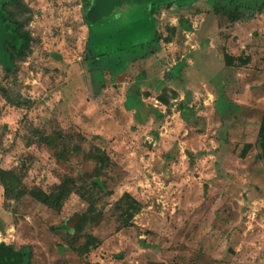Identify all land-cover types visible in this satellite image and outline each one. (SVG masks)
<instances>
[{
    "label": "rangeland",
    "instance_id": "1",
    "mask_svg": "<svg viewBox=\"0 0 264 264\" xmlns=\"http://www.w3.org/2000/svg\"><path fill=\"white\" fill-rule=\"evenodd\" d=\"M146 3L0 0V264H264V0Z\"/></svg>",
    "mask_w": 264,
    "mask_h": 264
},
{
    "label": "trees",
    "instance_id": "2",
    "mask_svg": "<svg viewBox=\"0 0 264 264\" xmlns=\"http://www.w3.org/2000/svg\"><path fill=\"white\" fill-rule=\"evenodd\" d=\"M0 13L2 14L3 18L6 20V14L5 12L0 9ZM10 23L7 22V27H9ZM10 34L9 32L7 33ZM14 39H17L18 35L13 33ZM231 63V61H229ZM260 138H261V144L263 147V156H264V115H263V120H262V126L260 130ZM102 163V159L100 160ZM1 177L3 184L5 185V190L9 196H17L18 194L21 193V190L19 188L20 186V178L18 174L16 173L15 170L13 169H2L1 171ZM70 180V179H69ZM94 183H99L102 185V182L98 179L94 181ZM71 185L69 184V181L64 182L62 184H59L56 189H54L51 192H46V191H39V192H33V196L35 195L36 197L38 196L41 201H43L46 204H49L50 206H55L58 207L61 205V201L65 195H67L70 192V187ZM103 186V185H102ZM133 207V206H132ZM140 210V207L138 205L134 206L133 211L130 213L131 215H134L136 212Z\"/></svg>",
    "mask_w": 264,
    "mask_h": 264
},
{
    "label": "water",
    "instance_id": "3",
    "mask_svg": "<svg viewBox=\"0 0 264 264\" xmlns=\"http://www.w3.org/2000/svg\"><path fill=\"white\" fill-rule=\"evenodd\" d=\"M128 1H132V0H128ZM134 1H146V5H149V9H150V6H151V3H152V0H134ZM6 27H5V24L3 22V16L2 14L0 13V54L3 52V42L4 40L7 38V35H6V31H5Z\"/></svg>",
    "mask_w": 264,
    "mask_h": 264
},
{
    "label": "flooded vegetation",
    "instance_id": "4",
    "mask_svg": "<svg viewBox=\"0 0 264 264\" xmlns=\"http://www.w3.org/2000/svg\"><path fill=\"white\" fill-rule=\"evenodd\" d=\"M2 248H5V247H0V250H1ZM5 249H7V248H5ZM8 250H9V249H8ZM9 251H10L11 253H13V254L16 256V257L14 256L15 259L18 258L17 255H16V253H15L14 251H12V250H9ZM10 252H9V253H10ZM6 257L9 259V258H10V255H9V256L6 255ZM18 259H19V258H18ZM19 261H20V260H19Z\"/></svg>",
    "mask_w": 264,
    "mask_h": 264
},
{
    "label": "crops",
    "instance_id": "5",
    "mask_svg": "<svg viewBox=\"0 0 264 264\" xmlns=\"http://www.w3.org/2000/svg\"><path fill=\"white\" fill-rule=\"evenodd\" d=\"M139 96V95H138ZM137 95H136V97H138ZM140 97H138V99H139ZM129 106V108L131 109L132 107H134V106H130V105H128ZM133 109V108H132ZM134 110H136L137 111V109L136 108H134Z\"/></svg>",
    "mask_w": 264,
    "mask_h": 264
}]
</instances>
